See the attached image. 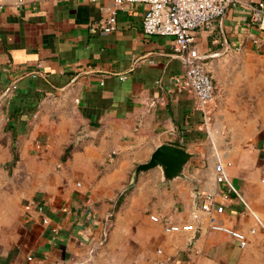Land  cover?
<instances>
[{"label": "crops", "instance_id": "0c3cea01", "mask_svg": "<svg viewBox=\"0 0 264 264\" xmlns=\"http://www.w3.org/2000/svg\"><path fill=\"white\" fill-rule=\"evenodd\" d=\"M262 1L232 0L195 31L215 85L208 131L176 80L173 36L143 31L146 3L121 7L107 32L99 20L114 0H0V264H264ZM163 143L191 153L181 170H138ZM220 162L242 197L219 180ZM205 193L222 212L201 208ZM168 220L195 229L168 231Z\"/></svg>", "mask_w": 264, "mask_h": 264}, {"label": "built area", "instance_id": "2783aa9c", "mask_svg": "<svg viewBox=\"0 0 264 264\" xmlns=\"http://www.w3.org/2000/svg\"><path fill=\"white\" fill-rule=\"evenodd\" d=\"M112 12L108 17H102L99 20L103 30L109 32L117 28L118 10L132 2H144L148 5L143 21V31L147 35L161 34L173 36V47L177 54L183 60L184 74L176 80L184 87L190 88L198 100V108L203 114V126L208 131H216L214 119L216 113V94L215 85L211 75L208 72L205 62L196 46L195 31L201 26L210 24L214 19L223 16L232 0H114ZM3 4L0 3V8ZM258 20L260 26L264 29V2L259 3ZM34 72L33 75L38 74ZM124 79L126 75H121ZM18 88V82L14 81L2 93V96H9ZM224 163H218L216 170L220 181L227 184L229 192H236L242 197L238 189L230 181ZM43 205L38 204V209L43 210ZM201 208L211 210L215 208L218 212L223 211V205L214 204V196L211 193L204 194V200ZM90 214L94 215L93 212ZM154 219L158 216L153 215ZM111 215L105 218V228L98 238H93L89 248L87 262H91L93 255L104 246L109 236ZM49 218L44 217L43 222H48ZM210 227L225 231L236 237L242 246L247 244L246 234L237 228L223 224L214 218L211 219ZM168 231L194 230L192 223H183L167 221L165 226ZM53 230H56L54 228ZM252 231H255L252 229Z\"/></svg>", "mask_w": 264, "mask_h": 264}, {"label": "water", "instance_id": "95a60500", "mask_svg": "<svg viewBox=\"0 0 264 264\" xmlns=\"http://www.w3.org/2000/svg\"><path fill=\"white\" fill-rule=\"evenodd\" d=\"M190 155L191 153L184 147L163 143L155 148L148 162L138 165V170L161 165L166 174L175 175L181 170Z\"/></svg>", "mask_w": 264, "mask_h": 264}]
</instances>
